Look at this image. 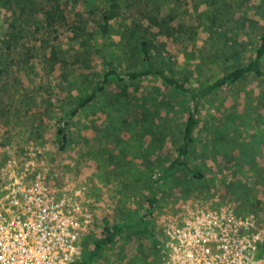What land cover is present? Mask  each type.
<instances>
[{
    "label": "rangeland",
    "instance_id": "1",
    "mask_svg": "<svg viewBox=\"0 0 264 264\" xmlns=\"http://www.w3.org/2000/svg\"><path fill=\"white\" fill-rule=\"evenodd\" d=\"M127 3L119 7L125 13L111 20L110 37L123 43L120 48L102 47L103 34L95 27L79 28L72 20L86 4L66 0L60 7L68 16L60 26L35 31L32 22L25 24L27 36L17 40L14 56L25 63L12 65L0 78V161L31 157L50 184L77 191L76 199L92 212L77 264H158L152 243L156 227L184 206L227 204L241 215L254 213L264 224V81L250 72L193 102L154 76L113 80L144 66L138 49L143 40L153 69L189 90L204 88L253 57L264 0L119 4ZM8 7L0 8V42L17 16ZM3 45L1 68L8 60ZM52 52L65 60L64 69ZM108 66L114 69L112 83L66 119L61 143L56 130L64 111L89 90L88 82H95L89 73L101 75ZM259 69L264 76V55ZM192 108L195 125L184 165H172ZM22 147L34 154L27 156ZM140 219L147 221V230L126 229L89 257L101 228Z\"/></svg>",
    "mask_w": 264,
    "mask_h": 264
},
{
    "label": "built area",
    "instance_id": "2",
    "mask_svg": "<svg viewBox=\"0 0 264 264\" xmlns=\"http://www.w3.org/2000/svg\"><path fill=\"white\" fill-rule=\"evenodd\" d=\"M27 148V156L34 154ZM31 157L0 161V264H77L92 212ZM230 205L181 207L158 227L162 264H264V224Z\"/></svg>",
    "mask_w": 264,
    "mask_h": 264
},
{
    "label": "trees",
    "instance_id": "3",
    "mask_svg": "<svg viewBox=\"0 0 264 264\" xmlns=\"http://www.w3.org/2000/svg\"><path fill=\"white\" fill-rule=\"evenodd\" d=\"M66 0H0V8L4 5L8 4L9 7H14L13 13H17V16H14L13 19L8 23L7 27L3 30L1 36V42L4 44L3 48L6 53V57H8V60L5 59L3 68L0 66V78L2 74H5L9 71L12 65L21 63L22 61L25 63V60H19L16 59L14 56L17 57V53L15 52V46L18 39L23 38L24 36H27V28L25 27V24H29V22L33 23V28L35 31L39 30L40 27H52L54 24H58L59 26L64 23L66 20V16H68V13H63V8L60 7V5L65 2ZM79 1V0H78ZM86 4L85 11L81 14H76V16L73 18V22L80 23L79 28H84V24H88L89 28L95 27V29H98L100 33L103 34L102 37L104 39L101 43V46L105 49H109L111 47H118L120 48L123 43L115 42L110 36L112 31H115L113 29V26H111V20L118 18L125 13V11H122L119 9V7H124L127 4L120 5L119 3L122 0H81ZM126 1V0H125ZM9 2V3H7ZM108 3V4H107ZM17 9V10H16ZM39 12V15L36 16L35 13ZM78 13V12H77ZM72 22V23H73ZM156 24L159 22L154 20ZM75 25H73V28ZM86 27V26H85ZM124 35V34H123ZM127 36L132 37L133 31L128 30ZM0 42V43H1ZM139 46V53L141 56V60L143 62V67L139 68L138 70H126V73L123 77H119L117 75H114V81L116 84H120V82L128 81L132 82L135 80H139L141 78L145 77H156L160 79L163 83L173 86L176 88L180 93L183 92L188 95V97L193 101L196 102L199 97L204 96L205 94L214 91L217 88L227 86L230 83L238 81L243 75L248 73H253L259 77L260 81H264V76L262 72L259 69V59L264 55V16H263V22L260 26L259 35L257 38V42L253 48V57L246 63H239L237 66L233 67L232 69L225 71L222 73V75L215 78L210 84L205 86L204 88H201L197 91H192L183 86L181 82H178L177 80H174L170 77L162 75L160 71L153 69L151 63H150V57L149 53L146 48V42L141 40L138 42ZM49 50L51 46H48ZM28 51V49H27ZM101 51H103V48H101ZM104 53V52H103ZM52 57L54 58V61H57L59 64L60 69H64L65 66V60L62 58L59 59V57L55 56V52L51 53ZM104 56V54H102ZM9 63V64H8ZM111 64V62H110ZM114 69L112 66H108L105 71L101 75H95L89 73L90 78L92 81H95L94 83L88 82L87 87H89L88 91H82L80 95L75 97L73 99V103L70 105L71 107L66 108V111H64L63 116V123L61 126H58L56 132H57V139L63 143L65 140V137L67 135L66 130V119L78 114L80 109L92 98L95 97V95L99 92V90L103 87L104 84L109 85L112 83V78H110L109 75L113 73ZM62 77V74L60 75ZM96 76V79L93 80V77ZM195 107V105H194ZM194 108H192L189 113L186 116V120L184 123V128L181 135V141L177 147L176 156L173 160V164H179L184 165L183 161L181 160L184 155H186L188 151V145L191 141V134H193L194 131V125H195V117H194ZM23 149H26L22 147ZM170 167V166H169ZM193 175L195 177H198L199 174L193 172ZM148 206L152 205V201L150 198L148 199ZM140 227V229L147 230V221L145 219H140L136 223L130 224V223H117L113 224L112 226H104L100 230V236L98 239L94 240L92 243V248L89 253V257L94 256L104 245L110 243L117 235L119 236L121 233L124 232V230H136ZM149 230V229H148ZM157 233L153 234L152 236V243L154 246V252L156 254V257H159V252L156 248L158 243V237L161 235V230L159 227H156ZM150 231V230H149ZM158 264H162L161 261L158 258Z\"/></svg>",
    "mask_w": 264,
    "mask_h": 264
}]
</instances>
